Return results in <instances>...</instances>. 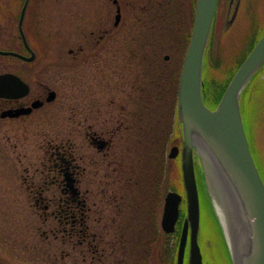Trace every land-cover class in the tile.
I'll list each match as a JSON object with an SVG mask.
<instances>
[{
  "label": "flooded vegetation",
  "instance_id": "1",
  "mask_svg": "<svg viewBox=\"0 0 264 264\" xmlns=\"http://www.w3.org/2000/svg\"><path fill=\"white\" fill-rule=\"evenodd\" d=\"M241 3L229 0V25ZM89 7L64 43L26 16L24 39L20 15L0 33V264H177L162 225L172 140L155 121L157 88L170 110L171 83L141 74L124 0Z\"/></svg>",
  "mask_w": 264,
  "mask_h": 264
},
{
  "label": "water",
  "instance_id": "2",
  "mask_svg": "<svg viewBox=\"0 0 264 264\" xmlns=\"http://www.w3.org/2000/svg\"><path fill=\"white\" fill-rule=\"evenodd\" d=\"M29 0L19 19L23 22ZM218 0H197L190 42L184 56L178 87L177 117L182 145H174L169 157H180L186 201L177 264H204L199 243L201 208L195 170L198 157L206 178L212 206L218 218L233 264H264V180L253 157L246 134L241 96L254 75L264 67V34L235 73L216 109L203 100L204 60L216 15ZM121 15L116 18L119 24ZM168 59V56H166ZM222 203L233 240L231 248L218 215L215 200ZM183 195L167 194L162 225L174 233Z\"/></svg>",
  "mask_w": 264,
  "mask_h": 264
},
{
  "label": "trees",
  "instance_id": "3",
  "mask_svg": "<svg viewBox=\"0 0 264 264\" xmlns=\"http://www.w3.org/2000/svg\"><path fill=\"white\" fill-rule=\"evenodd\" d=\"M183 0H124V15L127 20H130V24L139 28L141 34L140 39L135 41L142 44L139 48V58L141 61V68H146L147 71H141V74H155L159 77L161 75L170 76L169 82L171 83L170 103L171 109L166 110L164 106L165 91L166 89L157 88V94L155 97L156 110H155V121H156V132L159 133L161 125L165 124L168 135H171V140L181 139V125L176 115L177 106V87L183 63V58L186 53L187 47L190 42L191 33L193 29L196 0L189 1V8L191 12V20L182 24L183 13H182V2ZM252 33L249 36V45L243 47L244 50L238 52L233 49L232 52L228 50L217 51V58L211 56L212 41L206 51L204 75H203V100L204 103L210 109H216L226 88L238 71L242 63L248 57L252 49L255 47L259 39L264 34V26L261 28L258 25H254ZM212 38V36H211ZM177 39L175 43L174 51H178V55L175 56L176 52L173 53L174 59L176 60L172 67L171 74L170 70L166 69L167 64L163 60V54L169 52L168 45L169 40ZM135 42H132L133 44ZM149 46L150 48H146ZM144 47V48H143ZM146 50V53H143ZM172 50V49H171ZM130 51L134 52L136 49L131 46ZM213 51V50H212ZM224 52V53H223ZM223 55V56H221ZM133 59V56L126 57L125 59ZM222 59V60H221ZM226 62H230V66L224 69ZM232 62V65H231ZM168 70V71H167ZM220 74L222 71L225 72ZM162 76V77H164ZM161 79H156V83L161 82ZM162 81H168V79H162ZM241 111L244 120L246 134L248 136L252 154L255 158L258 157V140L259 137L264 133V68L259 70L251 82L247 86L246 90L241 96ZM167 135V137H168ZM260 135V136H259ZM166 142L168 139H165ZM162 141L163 144L166 142ZM178 168H179V159ZM257 163V161H256ZM258 165V163H257ZM195 170L196 178L198 183V190L200 196V208H201V231L200 239L203 233L209 234L208 238L220 235L224 238L221 226L218 218L212 206L211 198L208 193L205 174L198 157H195ZM178 186L172 187V190L180 192L184 195L181 180V171L179 169V183ZM186 217V203L185 200L181 205L180 219L183 220ZM182 222L177 225V230L173 234L177 240L180 237V231ZM209 229V232L206 230ZM203 233V236H205Z\"/></svg>",
  "mask_w": 264,
  "mask_h": 264
},
{
  "label": "rangeland",
  "instance_id": "4",
  "mask_svg": "<svg viewBox=\"0 0 264 264\" xmlns=\"http://www.w3.org/2000/svg\"><path fill=\"white\" fill-rule=\"evenodd\" d=\"M94 1V0H92ZM91 0H39V5L37 8L36 17H31L30 10L26 14V22L25 25L29 26L32 23H36L35 26L41 27L43 30L41 31V36L44 41H50V43H58V42H66L70 32H72L75 27H85L87 24L86 17L90 12V5H92ZM190 0H183L182 4V13L183 19L182 24L185 22H189L191 20V12L189 8ZM24 0H0V33H6L7 26L16 27L17 20L19 18L20 12L22 10ZM234 9H230L229 0H219L217 15L215 19V24L213 26L211 36L209 39L212 41L211 48V56L214 58L220 56L217 54V51H224L225 49L228 52H232L235 49L238 52H241L243 47H247L250 41L253 40L252 30L255 29L254 25H258L259 27L264 26V0H242L240 9L238 11V15L236 16V20L233 25H229L227 23L228 18L233 15ZM11 17V22L7 21ZM125 17V15H124ZM35 19V20H34ZM33 20V21H32ZM113 21V20H112ZM123 27L124 31V42L126 44H133L138 40L139 32L136 30L137 28L130 24V20L126 18L123 19ZM9 31V30H8ZM252 33V39L249 41V36ZM40 34V32H39ZM49 37L50 40L45 38ZM136 37V39L134 38ZM177 39L169 40L168 45L169 52H165L163 54V60L167 64L168 72L171 74L172 67L174 66L176 60L174 59L173 53L178 55V51H174L175 43ZM208 43V46H209ZM142 45V44H141ZM140 45V48L142 47ZM144 48V47H143ZM146 48H150L147 46ZM172 49V50H171ZM222 49V50H221ZM213 50V51H212ZM143 53H146L144 50ZM224 53V52H223ZM168 56V59L165 57ZM206 56V55H205ZM223 56V55H221ZM139 58V57H138ZM140 59V58H139ZM222 60V59H221ZM141 63V61H140ZM205 65V63H204ZM232 65V62H231ZM230 66V62H226L224 69ZM231 67V66H230ZM220 78L222 74H225L224 71L220 74V70H218ZM158 76V75H157ZM161 75L160 77L162 78ZM163 79L170 80V76H164ZM162 81V79H161ZM167 91V90H166ZM168 109V108H167ZM163 125V124H162ZM166 126V125H165ZM260 136V135H259ZM258 144V157L256 161L258 163V168L261 172L262 177L264 178V133L259 137L257 142ZM173 145H181V140L179 138L172 139ZM180 165V163H179ZM170 172L172 174V187L178 186L179 183V169L177 159H172L169 163ZM182 221V220H181ZM209 232V229L206 230ZM203 233L205 234L204 230ZM202 233V236H203ZM209 234H205L204 237L201 236L200 245L203 252L204 264H233L232 257L229 251V248L226 244L225 237H221L220 235L208 238ZM179 240V238H178ZM176 237H173V256L175 260V253L177 252L178 241Z\"/></svg>",
  "mask_w": 264,
  "mask_h": 264
},
{
  "label": "bare ground",
  "instance_id": "5",
  "mask_svg": "<svg viewBox=\"0 0 264 264\" xmlns=\"http://www.w3.org/2000/svg\"><path fill=\"white\" fill-rule=\"evenodd\" d=\"M194 18H195V16H194ZM215 205H216V209H217L218 215L220 217L221 223L223 225L226 237H227L228 242H229V244H230V246L232 248L233 247V240H232V237L230 235L229 225H228V222H227V219H226V216H225V212H224L222 203L219 200L216 199L215 200ZM199 243H200V240H199ZM203 259H204V257H203Z\"/></svg>",
  "mask_w": 264,
  "mask_h": 264
}]
</instances>
